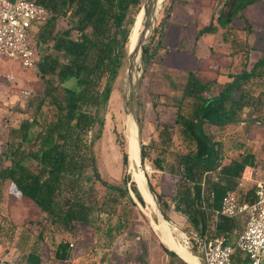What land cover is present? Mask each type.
<instances>
[{"label": "trees", "instance_id": "obj_1", "mask_svg": "<svg viewBox=\"0 0 264 264\" xmlns=\"http://www.w3.org/2000/svg\"><path fill=\"white\" fill-rule=\"evenodd\" d=\"M36 1L50 11V17L39 25L35 36L38 54L41 53L37 70L43 89L20 110L23 119L10 130V139L0 154V180L13 184L20 195L44 212L50 228L61 234L53 244L55 263L71 264L77 259L81 264H94L100 231L95 214L99 218L102 213L113 216L127 198L135 205L128 188L131 174L125 172L121 182L105 179L95 148L103 137L114 82L126 72L130 36L136 21L130 12L144 0ZM256 2L264 0H240L228 16L219 18L221 25L227 27L240 16L251 31L252 23L242 11ZM168 16L169 11L166 18ZM165 23L166 20L159 24L151 43L144 47L146 64L151 58L152 45L159 46L163 40ZM201 33L200 29L199 35ZM232 45L233 54L241 56L243 64L240 71L228 74L218 94L206 95L211 81L203 79L198 71H189L182 94L175 101L176 120L182 126L188 148L178 168L181 183L176 187L175 208L186 215L197 230H201L198 210L207 226L199 205L203 176L222 163L218 155L221 144L206 133V126L232 121L239 111L259 110L264 103V50L251 63V52L255 48L248 40L232 39ZM258 115L263 117L257 119L264 121V113ZM164 128L161 154L173 142L174 135ZM143 147L146 159L148 152L146 146ZM162 159L163 156L154 159L159 168L163 167ZM254 160V155L242 154L222 166V170L240 176L246 166L254 165ZM123 164L128 165L125 151ZM88 169L92 170L94 181L105 189L103 195L96 194L93 184H84ZM132 187L144 203L136 184ZM194 187L199 209L194 202ZM158 196L164 213L169 216L171 205L162 194ZM247 196L248 202H253L255 188H251ZM238 226L244 228L245 217L234 219L221 215L216 222L217 235H227ZM15 227L11 224L8 228L11 236ZM38 235L42 240L44 230ZM22 237L26 244L29 235L23 232ZM41 249L40 243L34 242L26 252V262L43 264ZM131 257L113 252L110 260L111 264H123L132 259L138 264L144 261L140 254Z\"/></svg>", "mask_w": 264, "mask_h": 264}, {"label": "rangeland", "instance_id": "obj_2", "mask_svg": "<svg viewBox=\"0 0 264 264\" xmlns=\"http://www.w3.org/2000/svg\"><path fill=\"white\" fill-rule=\"evenodd\" d=\"M239 1L165 0L154 29L155 32L159 24L166 20L163 40L159 46L154 44L150 48L149 63H140L145 67V73L139 95V114L143 142L148 152L146 162L149 166V180L156 193L162 194L174 209L177 201L176 187L181 183L178 168H181V157L188 153L182 126L176 120L175 101L182 94L189 71H198L203 79L213 82L212 92H218L228 80V74L240 71L243 64L242 57L233 54L232 39L243 42L248 40L255 48L251 52L254 59L264 50V2L251 4L242 11L252 23L251 31L245 19L240 16L235 17L227 27L221 25L219 18L228 16ZM144 3L145 0L130 12L136 19L130 41L137 29ZM168 11L169 16L166 18ZM63 23L67 25V20ZM200 29L202 33L199 35ZM42 89L43 82L37 69L26 70L18 63L0 57V154L10 139L11 128L18 126L23 119L20 110ZM25 91L30 92L27 97ZM130 99V84L125 72L114 82L103 137L95 148L100 172L112 182H121L125 172H128L129 164H123V151L128 150L127 116ZM259 112L264 113V103L259 110L239 111L232 121L221 126H207L206 130L222 143L218 154L223 160L242 155L243 151L254 152L258 161L255 177L264 179V124L252 121L241 125L240 122L263 117L258 115ZM164 127L173 131L174 135L173 142L161 154ZM159 156H163L162 168L154 162ZM83 182L86 186L93 184L97 195L104 194L105 189L98 181H94L91 169L86 170ZM95 217L100 231L94 264H105L113 252L131 258L140 254L144 261L139 264H186L180 258L169 255L153 231L148 216L128 198L113 216L99 218L96 213ZM170 218L178 226L171 227L176 240L190 242V250L201 257L203 246L200 230L195 229L179 213L171 212ZM11 224L16 226L12 236L8 231ZM41 230L45 232L42 240L38 237ZM23 232L29 235L26 244L23 242ZM56 233L48 225L44 212L31 200L20 195L13 184L0 180V262L4 260L11 264H26L27 250L34 242H39L44 260L54 264L52 249L54 242L59 239ZM237 237L236 233L230 234L229 242L234 244ZM123 264L138 262L132 259Z\"/></svg>", "mask_w": 264, "mask_h": 264}, {"label": "built area", "instance_id": "obj_3", "mask_svg": "<svg viewBox=\"0 0 264 264\" xmlns=\"http://www.w3.org/2000/svg\"><path fill=\"white\" fill-rule=\"evenodd\" d=\"M49 17L50 11L36 0H0V57L26 70L37 69L39 54L35 36L39 25ZM29 94L25 91L26 97ZM246 180L243 176L240 186ZM256 185L253 202L240 201L232 192L224 197L216 217H245V226L235 232L238 237L234 244L226 235H217L215 224L210 226L204 237L207 264H264V180L257 181ZM180 244L193 253L190 242Z\"/></svg>", "mask_w": 264, "mask_h": 264}, {"label": "water", "instance_id": "obj_4", "mask_svg": "<svg viewBox=\"0 0 264 264\" xmlns=\"http://www.w3.org/2000/svg\"><path fill=\"white\" fill-rule=\"evenodd\" d=\"M163 0H145L143 5V18L141 21L142 29L138 36L137 42L134 47H130L128 61H127V76L130 84L131 99L129 105V113L127 116L128 127V173L131 174V181L128 183V188L131 197L141 211L148 216L150 224L160 240L163 247L167 248L170 252L174 253L186 264H207L206 254L204 249V235L205 223L201 212V230L200 241L203 246L202 256L199 257L184 248L176 240L171 225L173 222L164 213L159 196L156 193L152 183L149 180L148 168L146 159L144 157V142L142 137V124L139 114V95L142 85L145 67L140 63L144 62V47L147 45L154 32L157 15L161 8ZM141 69V71H139ZM142 174V175H141ZM133 183L136 184L140 195L142 196V203L133 190ZM196 199V196H195ZM149 209V211H147Z\"/></svg>", "mask_w": 264, "mask_h": 264}, {"label": "crops", "instance_id": "obj_5", "mask_svg": "<svg viewBox=\"0 0 264 264\" xmlns=\"http://www.w3.org/2000/svg\"><path fill=\"white\" fill-rule=\"evenodd\" d=\"M251 56H252V53H251ZM259 56L256 57L255 59L250 57L251 63H254L259 58ZM252 59L254 61H252ZM212 84H213V82L210 83L209 91L206 92V95H209V96L210 95H216L224 88V86H223L218 92L213 93L211 90L213 87ZM252 121H255L256 122L255 124H260V123L264 124V121L259 120V119H255V120L245 119V120H241L240 122L242 123L241 125H247L248 123H251ZM228 122H230V121H228ZM226 123L227 122H225L224 124H226ZM214 125H217V124H214ZM214 125H208V126H214ZM221 125H223V124H221ZM221 125H218V126H221ZM205 130H206V128H205ZM206 133L211 134L210 131H207V130H206ZM211 135L213 136V134H211ZM213 139H214V141H217V140H215L214 136H213ZM217 142L221 144V148L218 149L219 150L218 153H220V151L222 149V143L219 141H217ZM242 154H252V155H254L255 160H254V165L253 166L252 165L246 166L244 171L241 173L240 176H232V175H229V174L223 172L222 166L229 164L230 162H232V160L234 158H237L241 155L231 157L228 161H226V160L221 159L219 154H218L219 159L222 160V163H220L217 166V168L208 170L203 176V179L201 182V195H200L199 205L203 209L205 217L207 219V226L205 227L206 233H205L204 237L206 235H208L209 227L214 225V224L216 225L218 217L221 216V215H219L218 217H216V212L221 209L223 199L227 193H229V192L235 193L240 201L248 202V200H247L248 196L247 195H248L249 190L251 188H255V197H256V187H257L256 183H257V181L264 180V179H259V178L255 177V170L258 168V161H257L256 154L254 152H249V151H243ZM243 176H245L247 178V180L245 181L243 186H240V182H241ZM194 190H195L194 202H195L196 207L199 209V207L197 205V196H196V188L195 187H194ZM195 196H196V199H195ZM171 212L179 213L187 219V216L184 215L180 210H178L176 208L170 209L169 216H168L169 218H170ZM198 212H199V210H198ZM106 215L107 214L102 213L101 217L106 216ZM201 215H202V213H201ZM229 218H231V217H229ZM237 218H239V217H237ZM170 220H171V218H170ZM172 226L178 228V226L175 223H173L171 225V227ZM241 229L242 228L240 226H238V227L234 228L232 232L228 233L226 235L228 240H229L230 234L235 233L236 231H239ZM216 230H217V228H216ZM55 232H57V231H55ZM56 234L60 238L61 234L59 232H57ZM179 244H180V242H179ZM41 251H42V249H41ZM52 261L54 262V260H52ZM2 262H4V260L1 261L0 264ZM8 264H11V263H8ZM26 264H28V263L26 262ZM43 264H50V263L47 260H44ZM54 264H57V263L54 262ZM71 264H81V263H78L77 259H74V261H72ZM103 264H104V262H103ZM105 264H111V260H109V261L106 260Z\"/></svg>", "mask_w": 264, "mask_h": 264}, {"label": "bare ground", "instance_id": "obj_6", "mask_svg": "<svg viewBox=\"0 0 264 264\" xmlns=\"http://www.w3.org/2000/svg\"><path fill=\"white\" fill-rule=\"evenodd\" d=\"M164 1H165V0H163L162 3H163ZM142 18H143V12H142V14H141V17H140V20H139V22H138L137 29H136V31H135V33H134V36L132 37V39H131V41H130V47H131V48L135 46V44H136V42H137V39H138V36H139V34H140V31H141V29H142V25H141ZM141 175H142V174H141Z\"/></svg>", "mask_w": 264, "mask_h": 264}]
</instances>
